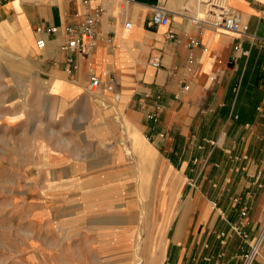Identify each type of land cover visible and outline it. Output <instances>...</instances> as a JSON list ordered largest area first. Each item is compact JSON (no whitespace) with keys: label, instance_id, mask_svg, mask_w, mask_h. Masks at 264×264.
Segmentation results:
<instances>
[{"label":"crops","instance_id":"1","mask_svg":"<svg viewBox=\"0 0 264 264\" xmlns=\"http://www.w3.org/2000/svg\"><path fill=\"white\" fill-rule=\"evenodd\" d=\"M155 4L166 11L168 24L147 25ZM98 6L103 11L93 48L61 51L62 27ZM223 6L247 24L244 33L210 23L220 7L215 0H0V49L32 59L33 69L58 84L53 95L97 97L85 115L96 118L110 146L118 145L111 153L100 150L104 142L97 147V156L111 158L112 175L131 180L129 171L137 173L157 181L166 196L176 189L169 182L179 190L182 180L199 181L200 195L185 210V226L193 232L189 240H167L160 264H244L250 240H221L217 231H228L243 206L250 214L264 213V0H223ZM37 25L60 27L43 35V49L35 45ZM191 39L198 44L189 46ZM155 55L159 67L150 63ZM91 74L100 80L94 93L87 86ZM155 94L162 109L153 125L145 114ZM147 133L153 140L145 139ZM205 139L214 144L198 149ZM124 144L131 155L123 153ZM251 264H264V240Z\"/></svg>","mask_w":264,"mask_h":264},{"label":"rangeland","instance_id":"2","mask_svg":"<svg viewBox=\"0 0 264 264\" xmlns=\"http://www.w3.org/2000/svg\"><path fill=\"white\" fill-rule=\"evenodd\" d=\"M32 66V59L0 49V264H160L167 240H189L193 232L185 210L199 181L182 180L179 190L169 182L176 189L166 196L157 181L137 173L129 171L131 180L112 175L111 158L97 156V147L104 142L100 150L111 153L118 145L110 146L96 118L85 115L97 97L53 95L56 83ZM203 144L214 141L198 149ZM123 147L125 156L132 154ZM246 210L230 222H242V232L226 239L251 246L264 230V213ZM217 232L219 239L227 230ZM260 238L257 252L264 232Z\"/></svg>","mask_w":264,"mask_h":264},{"label":"built area","instance_id":"3","mask_svg":"<svg viewBox=\"0 0 264 264\" xmlns=\"http://www.w3.org/2000/svg\"><path fill=\"white\" fill-rule=\"evenodd\" d=\"M83 3H88L89 0H81ZM154 10L150 18L147 20L148 26H155V25H166L168 24V17L167 13L164 8L159 5L155 4ZM103 8L95 7L92 9L91 12L86 14L84 18L73 25H64L62 30L65 33V39L60 43L59 49L66 53H73V52H88L94 46V39L96 36V23L98 22ZM212 25L222 28L227 31L231 32H239L244 33L247 30V24L240 22L238 14L228 6H221L217 7V9L213 12V17L210 22ZM124 26L127 28L131 27V22L126 21ZM35 31L40 34L35 40V45L38 49H43L46 46V39L43 36L44 34H56L60 31L59 26L55 25H37ZM169 37H173L172 33L168 34ZM198 44L196 39H191L189 41V46H193ZM234 50L239 52V46H234ZM243 53V51H240ZM67 61L71 64L73 59L71 56L67 57ZM189 61H192V56L189 57ZM150 63L154 67L160 66V57L153 56L150 60ZM262 69L264 70V64H262ZM100 85V80L97 76L91 74L88 80V88L89 90H96ZM187 88V85L184 86ZM108 88H112V83L108 84ZM162 109V105L159 102V94H155L154 101L152 103V108L149 110L148 118L153 121L159 119V114ZM237 201V198L234 200ZM241 217L245 218L247 214L246 207L243 206L240 211ZM243 230V223L237 222L232 223L229 225V230L226 232H221L219 234V238L224 240L229 232L241 233ZM260 240H258L255 244L251 245L243 254L244 264H251L253 259L255 258L256 254L258 253L257 244ZM182 264H190L188 262Z\"/></svg>","mask_w":264,"mask_h":264},{"label":"bare ground","instance_id":"4","mask_svg":"<svg viewBox=\"0 0 264 264\" xmlns=\"http://www.w3.org/2000/svg\"><path fill=\"white\" fill-rule=\"evenodd\" d=\"M217 2H220V3H222V4H223V0H221V1H220V0H219V1H218V0H215V3H217ZM219 6L221 7V6H223V5H219ZM56 85L58 86V84H56ZM56 85H55V87H56ZM263 229H264V228H263ZM261 231H263V232H264V230H261ZM263 232H260V234H259V236H258L257 240H261V238H260V235H261V233H263Z\"/></svg>","mask_w":264,"mask_h":264}]
</instances>
